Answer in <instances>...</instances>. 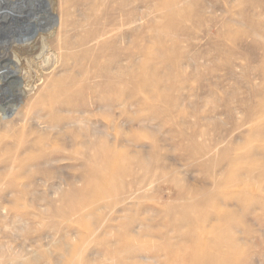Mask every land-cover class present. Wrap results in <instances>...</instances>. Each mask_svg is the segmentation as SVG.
Returning a JSON list of instances; mask_svg holds the SVG:
<instances>
[{
	"label": "rangeland",
	"instance_id": "374dc122",
	"mask_svg": "<svg viewBox=\"0 0 264 264\" xmlns=\"http://www.w3.org/2000/svg\"><path fill=\"white\" fill-rule=\"evenodd\" d=\"M130 1L140 8L143 19L138 23V48L128 49L133 26L125 22L119 29V34H126V56L141 63L140 49L150 40L153 51L156 41L147 30L150 20L159 18L156 25L169 30L167 43L178 42L176 55L181 61L155 67L160 75H169L164 87L170 85L169 97L180 106L157 101V110L165 114L170 110L169 116L149 123V128H135L134 135L145 145L156 141L159 148L154 151L121 147L109 138L111 154L108 150L98 155L88 169L80 160L59 164L54 180L59 192L53 195L41 188L43 208L25 209L29 223L24 231L13 221L7 237L0 234V246H9L7 258L0 251V264H264V134H259L264 132V0H200V5L190 0L181 11L189 17L177 22L179 33L161 19L160 0ZM37 46L43 58L28 64L17 90H26V82L33 83L39 71L49 73L57 44L46 41ZM158 86L164 88L163 83ZM149 90L139 88L137 100L148 99ZM18 97L13 96L16 101ZM138 115L151 118L146 108ZM90 117L101 123H106L104 117L112 119L107 112ZM123 131L120 127L109 134L133 135ZM134 152L153 155L152 167L158 172L141 183L146 188L137 198L123 202L124 194L115 198L119 174L115 168ZM251 160L263 170L252 172ZM140 168L136 163L129 166L127 186ZM238 170H243L244 179L250 178L240 191L228 179ZM258 177L262 179L257 183ZM248 195L254 200L243 204L250 214L240 225L242 234L236 235L241 242L235 261L225 256V246L214 249L222 233L215 216L222 210L220 203L234 207ZM102 218L105 221L95 225ZM92 232L97 234L89 237Z\"/></svg>",
	"mask_w": 264,
	"mask_h": 264
},
{
	"label": "bare ground",
	"instance_id": "6f19581e",
	"mask_svg": "<svg viewBox=\"0 0 264 264\" xmlns=\"http://www.w3.org/2000/svg\"><path fill=\"white\" fill-rule=\"evenodd\" d=\"M189 2L160 0L157 11L168 28L180 31L177 22L189 17L181 14ZM201 11L204 14V9ZM140 12L130 0H0V234L3 233V238L7 237L13 221L24 231L29 223L24 215L26 208L32 207L35 211L43 208V198L39 197L41 188L47 187L52 194L59 192L61 187L54 180L62 162L80 160L88 169L93 159L111 148L109 138L121 147L151 148L152 151L159 148L156 141L145 145L140 136L134 135L135 128H149V123L169 116L170 110L165 109L166 114L159 112L155 102L166 100L179 105L169 97L170 85L164 87L170 81L169 75H160L155 66L178 64L181 58L176 51L180 46L177 41L169 45V30L166 32L156 25L159 18L152 19L147 31L150 39L156 41L155 48L149 50V44L154 43L150 40L140 49V56L144 57L141 63L127 58L123 47L126 34H119V29L125 22L132 25L128 49L138 48L137 34L141 28L138 23L143 19ZM21 32L25 34L20 35ZM46 41L57 44L55 59L47 69L49 73L39 71L33 83L25 81L26 90H17L16 84L25 78L23 73L28 64L43 58L37 44ZM159 83L164 88L160 89ZM129 84L133 86L131 89L127 87ZM143 86L150 90L148 99L141 102L137 95ZM15 95L19 101L13 98ZM143 108L150 111L149 120L140 119L138 113ZM101 112H107L112 119L104 117L106 123L94 122L90 116ZM120 127L125 134L133 135L117 133L111 137L109 130L117 132ZM152 156L134 152L119 163L115 168L119 173L116 199L120 193L124 194L123 202L137 198L145 187L141 183L158 172L153 170ZM135 163L141 166V173L133 174L134 179L127 186L124 180L129 166ZM258 165L251 160L250 170H263ZM243 175V170H238L228 176L239 191L250 179H244ZM142 178L146 180L139 181ZM261 179L258 177L257 183ZM170 182L177 183L174 179ZM185 197L180 195L179 199ZM252 200L251 196L244 197L231 205L234 207L220 203L222 210L215 216L222 233L216 237L214 249L225 246L228 248L225 256L234 257L235 261L241 242L236 235L242 234L240 225L250 214L243 204ZM261 205L264 207V201ZM99 221L105 220L98 219L95 225ZM96 234L92 232L89 237ZM8 247L7 243L0 246L3 258L9 256ZM202 251L208 254L206 249Z\"/></svg>",
	"mask_w": 264,
	"mask_h": 264
}]
</instances>
